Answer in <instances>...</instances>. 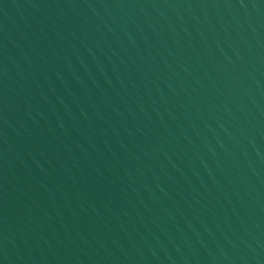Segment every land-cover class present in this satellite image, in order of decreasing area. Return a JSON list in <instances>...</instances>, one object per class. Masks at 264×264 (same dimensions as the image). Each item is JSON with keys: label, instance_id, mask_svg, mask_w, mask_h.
<instances>
[{"label": "water", "instance_id": "95a60500", "mask_svg": "<svg viewBox=\"0 0 264 264\" xmlns=\"http://www.w3.org/2000/svg\"><path fill=\"white\" fill-rule=\"evenodd\" d=\"M0 264H264V0H0Z\"/></svg>", "mask_w": 264, "mask_h": 264}]
</instances>
